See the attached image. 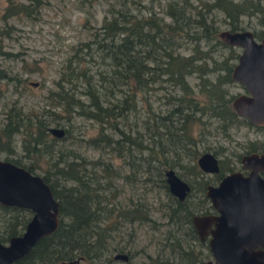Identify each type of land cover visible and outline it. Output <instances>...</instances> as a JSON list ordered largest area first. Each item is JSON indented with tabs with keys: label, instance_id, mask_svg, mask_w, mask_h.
<instances>
[{
	"label": "rangeland",
	"instance_id": "1",
	"mask_svg": "<svg viewBox=\"0 0 264 264\" xmlns=\"http://www.w3.org/2000/svg\"><path fill=\"white\" fill-rule=\"evenodd\" d=\"M15 1L25 4L23 13L10 12L6 9L7 0H0V128L8 109L16 108L27 118L26 123L33 122L35 114L42 119L46 130L49 126L62 129L59 135L47 130L48 135L38 142L40 163L44 165L47 159L79 161L80 179H59L57 183L67 186L90 204L89 231L73 226L65 235L52 234L49 242L53 250L42 262L32 264H214L208 244L192 221L194 215L212 210L209 198L199 191L200 176L189 171L192 160L207 150L223 164L227 162L236 168L241 153L264 151V124L253 123L236 113L226 121H219L215 119L214 108L205 107L191 113L201 118L205 125L201 127L199 121L194 120L191 129L194 143L187 144L180 133L169 126L168 120L172 118L170 123L177 121L184 111L180 107L171 111L175 98L197 95L210 83L222 90L229 105L234 96L246 93L242 83L230 75L240 47L222 41L215 43L213 39L196 41L181 37L175 50L191 55L193 46H198L202 53L195 62L200 68L187 71L181 83H173L163 76L142 86L137 93L136 109L127 122L118 124L121 132L131 134L148 148L128 153L124 147L117 150L115 142H89L88 136L96 132V123L77 114L74 105L69 110L62 107L64 101L73 96L71 93L85 99L81 81L76 77L78 62L71 48L90 38L92 27L99 25L111 5L117 7L121 2L122 8L131 13L151 14L171 21L173 18L166 5L172 0ZM259 3L261 11L249 9L240 15L238 25L239 29L250 30L256 38L264 32V0ZM199 5V0L173 2L176 18L181 27L189 31L188 35L199 31L194 21V10ZM216 15L220 17L221 13L216 11ZM214 27L218 30L228 28L219 18ZM119 38L112 35L104 39L117 42ZM124 48L127 50V46ZM68 59L71 60L70 70L65 69ZM143 62L145 71L151 61L145 58ZM61 76L64 97L59 99L54 94L58 91L55 81ZM113 80L115 99L126 89V82L116 76ZM142 80L143 84L145 79ZM97 90L101 98L107 96L100 86ZM168 112V120H159L160 115ZM163 128L173 131L165 133ZM105 131H109L108 127ZM111 137L121 138L122 135L117 131L111 133ZM18 138L19 134H13L12 152L0 150V158L23 166L29 159L22 156ZM152 149L156 152L152 153ZM153 155L163 159V165L152 158ZM166 168H171L189 187L181 199L167 187L163 172ZM33 172L39 174L38 170ZM65 198L61 199V205L66 211L59 216L63 225L69 222V201ZM134 205L141 210V215L144 213L143 218L131 214L114 217L117 210ZM8 206L11 205L0 203V224L9 222L11 214L16 217L21 212ZM97 236L102 238L99 242ZM119 253L124 254L125 259L114 257Z\"/></svg>",
	"mask_w": 264,
	"mask_h": 264
},
{
	"label": "trees",
	"instance_id": "2",
	"mask_svg": "<svg viewBox=\"0 0 264 264\" xmlns=\"http://www.w3.org/2000/svg\"><path fill=\"white\" fill-rule=\"evenodd\" d=\"M181 1L189 3L190 0ZM173 2L174 0L166 5L169 15L171 14L173 18L171 21L158 19L151 14L137 15L131 13L130 10L122 8L121 2L118 3L117 7L111 5L106 9L107 14L102 16L99 25L92 27L89 33L90 38L79 41L71 48V54L76 57L78 62L76 77L81 81V93L85 96V99L71 93L73 96L66 99L62 107L69 110L71 105H74L77 114H82L96 123V132L94 135L88 136L89 142H115L117 150L119 147H124L128 153L134 149L148 148L147 145L138 140L136 141L131 134L121 132L118 123L128 121L130 115L136 109L137 93L148 81L152 82L155 78L166 76L173 83L178 81L181 83L183 75L187 71L200 68V64L195 62L202 53L198 46H193L191 55H182L175 50L180 45L181 37H189L196 41L200 39L210 41V39H213V42L221 43L217 34L218 29L214 27V23H217L218 18L228 26L227 29H239L240 15L249 12V9L256 10L260 8V0H252L248 3L242 0H199L200 5L204 8L202 12V7L199 5L194 10L196 15L194 19L195 26L199 31L188 35L189 31L183 29L176 18ZM25 7V4L21 1L7 0L6 2V9L14 14L23 13ZM216 11L221 13L220 17L216 15ZM112 35L121 38L117 42L104 39ZM124 46H127V50ZM140 56L142 58H139ZM145 58L150 60L151 64L145 66L147 70L143 71ZM70 63V59L65 60V69H71ZM229 71L230 69L226 71L227 77ZM144 72H146V75H143ZM114 76L126 82V89L121 96L115 99L112 95L115 87ZM142 78L145 79L143 84ZM55 82L58 91L54 94L56 98L61 99L64 97L63 77H58ZM97 86L103 88L107 96L101 98ZM208 88H204L194 96L190 94L187 97L183 95L175 98V106L171 111L178 107L184 110L177 121L170 123L172 118L169 119V112L158 117L159 120L169 119V126L173 130H177L187 144L194 143V138L191 137L194 120L199 121L201 127L205 125L201 118L191 114L194 110L201 111L205 107H212L215 110V119L219 121H226L235 114L232 107L226 102L228 100L224 99L220 88H217L214 83H210ZM202 92L203 94H201ZM52 100L55 101L56 99L52 98ZM54 114L56 115V113ZM26 119V117L20 115L16 108L13 111L8 109L5 122L0 128V150L8 153L12 152L13 134H19L18 145L23 153L22 156L29 159L28 163L23 166L32 172L39 171L58 201L59 216L66 211L61 205V199L66 197L64 200L69 201L67 210L69 222L63 225L61 219H59L54 232L41 237L23 257L13 264L42 262L53 250L49 237L54 233L65 235L73 226H80L85 231L90 229L89 202L76 192L70 191L67 186H59L57 183L59 179L60 181H78L80 179L81 163L72 159L65 161L47 159L42 165L40 163L38 142L42 137L48 135L46 125L35 114L32 116L33 122L26 123ZM156 126H159V124H156ZM106 127L109 129L108 132L105 131ZM117 131L121 133L122 137H111V133ZM163 132L168 133L169 131L164 129ZM203 149H206V147H203ZM152 151V153L156 152L154 149ZM197 153L198 150L195 151L194 155ZM152 158L163 165V159H159L154 155ZM192 162L190 173L195 175L197 171L196 164L194 160ZM8 207L14 211L21 210V212L16 217L11 214L9 222L0 224V241L5 240L11 234L19 232L30 214V211L26 208ZM140 213L141 210L137 206H132L128 209H119L113 215L117 217L131 214L130 216L139 215L143 218L144 213L142 215ZM96 239L99 242V239L102 238L97 236Z\"/></svg>",
	"mask_w": 264,
	"mask_h": 264
},
{
	"label": "water",
	"instance_id": "3",
	"mask_svg": "<svg viewBox=\"0 0 264 264\" xmlns=\"http://www.w3.org/2000/svg\"><path fill=\"white\" fill-rule=\"evenodd\" d=\"M217 34L222 42L240 47L230 75L242 83L246 93L234 96L230 106L251 122L264 124V32L259 38L248 29L224 28ZM47 130L54 135L62 132L52 126ZM240 161L249 169L247 174L232 170L217 185L207 186L206 193L218 214L194 215L192 221L201 235L210 232L208 246L215 263L264 264V177L257 174L264 170V152L242 153ZM195 163L203 170H217L216 158L209 151L199 153ZM163 172L168 189L181 199L188 185L171 168ZM0 203L30 211L20 232L0 241V264H12L23 257L58 226V201L41 175L2 158ZM114 257L125 259L121 253Z\"/></svg>",
	"mask_w": 264,
	"mask_h": 264
},
{
	"label": "flooded vegetation",
	"instance_id": "4",
	"mask_svg": "<svg viewBox=\"0 0 264 264\" xmlns=\"http://www.w3.org/2000/svg\"><path fill=\"white\" fill-rule=\"evenodd\" d=\"M234 111V109H233ZM235 113V111H234ZM250 150V149H249ZM204 151H207V150H204ZM203 152V151H202ZM210 152V151H209ZM246 152H249V151H245L243 153H246ZM256 152H264V151H256ZM201 153V152H200ZM213 154V156L216 158L215 154L213 152H211ZM242 154V153H241ZM240 154V155H241ZM240 155L238 157V162H239V165L238 167H233L232 165L228 164L227 162L225 164H223L222 161L218 160L216 158V163H217V170L216 171H207V170H203L201 169L196 163V174L197 176H200L199 178V183L200 185L198 186L199 187V191L204 195L206 196L207 198H209V196L207 195L206 191H207V186L210 185V186H215L218 184L219 180L223 177L224 174L232 171V170H238L240 171L242 174H247V172L249 171V169L247 167H244L240 161ZM190 171V170H189ZM202 174H209L211 175V179H206V178H203L205 176H202ZM257 174L260 176V177H264V170H258L257 171ZM194 175V174H193ZM203 178V179H202ZM189 188V187H188ZM188 191V190H187ZM209 201H210V204H211V208L212 210H209V211H206V212H200L199 214H213V215H217L218 214V211L216 208H214V206L212 205L211 203V200L209 198ZM30 215V214H29ZM26 222V221H25ZM25 224V223H24ZM213 227V224H210V228ZM22 230V229H21ZM20 230V231H21ZM19 231V232H20ZM17 232V233H19ZM15 233V234H17ZM199 233V232H198ZM200 237L203 238V241L205 240L206 243L208 244V240L211 236L210 232L206 231L205 233H203L202 235L199 233ZM7 239V238H6ZM5 239V240H6ZM3 240V241H5ZM210 254V253H209ZM20 259V258H19ZM18 259V260H19ZM213 259V258H212ZM214 262V260H213ZM75 263V262H74ZM214 264H218V263H215Z\"/></svg>",
	"mask_w": 264,
	"mask_h": 264
}]
</instances>
